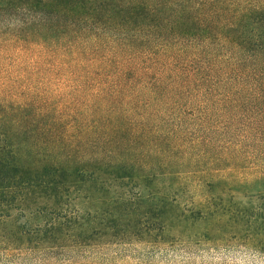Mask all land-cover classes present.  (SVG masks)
<instances>
[{"label":"trees","instance_id":"trees-1","mask_svg":"<svg viewBox=\"0 0 264 264\" xmlns=\"http://www.w3.org/2000/svg\"><path fill=\"white\" fill-rule=\"evenodd\" d=\"M247 99L259 119L211 124ZM187 120L264 131V0H0V261L181 240L222 213L249 231ZM188 183L210 194L191 209Z\"/></svg>","mask_w":264,"mask_h":264},{"label":"rangeland","instance_id":"rangeland-1","mask_svg":"<svg viewBox=\"0 0 264 264\" xmlns=\"http://www.w3.org/2000/svg\"><path fill=\"white\" fill-rule=\"evenodd\" d=\"M252 102L245 100L242 109L231 113L230 110H218L219 105L214 104L210 107L211 124L229 115L242 120L253 116L259 119L255 111L248 110L253 106L250 105ZM169 124L173 125L172 122ZM183 127L188 138L199 137V141H207L213 151L222 148L221 157L230 164L221 173L224 178L219 177L225 180L223 188L212 191L211 195L215 197L218 208L229 206L232 215L245 209L246 221L243 224L251 229L245 230L247 227L241 226L228 214H218L211 221L194 216L197 219L194 220L195 225L190 223L191 232L179 237L181 240H175L177 238L171 234L167 238L169 241L158 243L124 241L85 256H75L73 260L76 262L69 264H264V219L256 218L258 213L264 215V131L262 134L250 130L242 121L226 132L212 130L210 126L203 129L188 120ZM185 145L188 146L187 142ZM229 185L234 188H229ZM209 195L207 189L201 191L197 185L185 184V191L179 196L180 205L191 209ZM209 222L215 230L209 236L202 235L208 231ZM26 259L14 263L1 260L0 264H63V259Z\"/></svg>","mask_w":264,"mask_h":264}]
</instances>
